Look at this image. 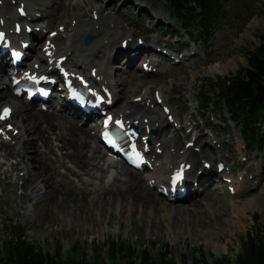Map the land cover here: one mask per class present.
<instances>
[{
  "label": "rangeland",
  "instance_id": "374dc122",
  "mask_svg": "<svg viewBox=\"0 0 264 264\" xmlns=\"http://www.w3.org/2000/svg\"><path fill=\"white\" fill-rule=\"evenodd\" d=\"M65 2L67 5L70 4V6L74 4L83 5V0H65ZM128 2L137 5L136 0H128ZM118 5L119 3L116 2L112 7L116 9ZM154 5L159 9V13L156 12L158 18L160 20L166 18L165 4L158 0ZM86 10H88L87 16H89L90 7L86 8ZM144 11L148 14L152 13L150 10ZM223 12L225 13V19L215 27L209 48L205 49L203 58L195 66L192 76H183V74H186V69H175L181 75L175 83L177 84L175 88L181 89V92L184 91V87L191 80L193 84L198 85V88L202 86V92H205V94L208 92L207 96L215 97L211 80L216 76L222 75L214 74L217 72L211 71V66L227 64V76L234 74L240 68H245L246 50L252 51L259 43L257 36L260 34L264 35V0H227L224 3ZM118 15L122 17L121 20L138 22L135 17L133 19L134 15L132 14L120 11ZM150 15L156 17L155 15ZM170 23L171 26L177 27L176 21H171ZM170 28L168 27V29ZM225 49L229 51L230 55L222 59ZM121 67L125 71H123L120 78L126 82L125 85L127 83L131 86L134 85L133 88H130L131 90L129 89L125 93L123 100H126L127 97L134 95L138 91L139 83L145 80L140 79L137 74H133V71L126 70L123 65ZM116 79L118 80L119 78ZM147 81L162 86L168 84L165 79H160L159 81L156 77L147 79ZM200 81H203L201 85ZM119 90L123 91V87H119ZM197 93L196 86H194L191 96H196ZM213 102L216 106L217 116L221 119L228 117L226 111L221 109L220 104L216 100ZM180 104H184L183 98ZM232 133L236 136L237 129L235 127L220 131L221 142L223 144L228 143L229 134ZM23 140L29 141L30 138L24 137ZM232 143H234V140ZM54 145H57V142ZM228 147L233 153L232 145H228ZM56 150L57 148H55ZM56 152L59 155V151ZM216 155L219 156L215 154V157ZM29 174L31 178L33 173L29 172ZM99 183L100 181L97 182V184ZM27 188L31 189L30 186ZM206 192L210 194V197H207L206 194L204 197L198 198L194 203L160 205L157 200L149 209L140 203L133 205L129 218L127 215L123 217L114 215L113 211L117 213L119 207L117 210L114 207L103 212L97 206L92 212L85 207L78 211L80 201H76L75 204L77 205L74 206L70 200L64 202V207L61 203H52L49 214L45 216V203L41 202V196L32 199L39 204L30 213V217L24 216L22 213L15 214L14 209L19 208L20 204L18 200L8 203L2 202L0 210L2 212L6 210L4 216L13 218V221L17 222L18 228L14 230L12 225H8L6 220H3V227L0 229V239L5 241L13 230L16 232L24 230L27 241L39 247L44 253L54 254L56 245L60 244L63 249V257L70 254L74 256L81 255L80 250L74 251L72 249L73 246L80 249L83 248L88 255L93 256L94 247L92 245L95 244L98 247L97 242L106 239L132 242L133 248H138V250L149 248L153 255L162 252L166 244H169L171 254L176 257L177 264H180L179 256L183 254L188 257L187 264H191L189 256L195 254L198 250H203L206 254L212 251L215 253V257L226 254L232 256L239 251L238 240L243 238L245 233L260 229L264 236V192L261 193V200L257 198L259 206L248 209L245 214H240V219L231 214L235 203L229 200L221 187L212 185ZM28 194L29 191H27ZM250 196L252 198L255 197L254 194H250ZM10 197L11 193L9 192L7 199H10ZM25 199H27L26 196ZM235 201L238 202L235 206L241 207V201L239 199H235ZM26 203L32 205L28 201H24L22 205L25 207L28 205ZM138 205V208L146 211V217L135 219V208ZM162 207L167 211V215L169 214L168 219H162V212L158 210ZM171 208L176 209V211H171ZM255 216H258L257 221ZM232 221L238 222V225L230 229L227 224ZM118 224L120 226L119 229L117 228ZM210 225L215 227L211 228ZM171 233L174 240L171 238ZM91 240H94V242L91 245L92 247L88 248L87 244Z\"/></svg>",
  "mask_w": 264,
  "mask_h": 264
},
{
  "label": "bare ground",
  "instance_id": "6f19581e",
  "mask_svg": "<svg viewBox=\"0 0 264 264\" xmlns=\"http://www.w3.org/2000/svg\"><path fill=\"white\" fill-rule=\"evenodd\" d=\"M108 1L109 2L104 5L102 0H83L84 4L82 6L75 4L69 8L62 0H37L34 6L47 7L50 10V13L44 14V19L49 26H52L56 19L63 21L65 17L66 30L74 31L71 39L72 42H74L73 44L78 46V42H80L86 34H95L92 28L94 24H103V21L109 18L110 23L114 21L110 16H103L107 7H111L116 0ZM136 1L139 2V5L150 8L155 12L158 10L154 7V0ZM88 7L92 8V10H97L99 22L94 23L91 18L89 19L86 13L79 12ZM72 23L75 25L71 26ZM227 67L228 65L224 64L213 66L212 69L219 74H227ZM160 75L163 76L166 75V73H160ZM118 76L120 77V75ZM114 84L123 86L125 82L119 79V81L114 82ZM128 87L131 88V85ZM115 97L118 103L123 98L120 93L115 95ZM1 100L0 98V101ZM13 100L15 106L13 118L15 119V123L17 126L19 125V128L22 127L31 139L24 144L22 143L26 150L25 155L22 157L23 163L26 165L29 164L33 172L32 178L30 179L29 175H27L28 178L25 179V182L27 185L33 184L30 190V196L32 195L33 197L34 195L37 198L41 196V202L45 203V210L43 209L45 211V216L49 214L52 203L56 204L58 201L64 203L70 200L74 206L77 205L75 204L76 201H80L78 211L81 208L84 209V207L89 211H93L96 206L100 207L101 210L120 206L122 217L127 215L129 218L133 210V205L140 203L145 206V208L149 209L153 203L158 200V197L142 184L140 176L133 171L129 173L123 167H120V170L117 172V176L123 177V181L117 180L116 176L111 183H109V181H102L100 184H96L97 178L95 177V172L103 169V165L100 166L99 164L103 158L100 159L101 151L97 148L88 150V140L91 142L93 141L88 135V132L78 128L75 122L67 118L42 113L34 108L27 109L23 104L21 106V101H19V99L14 98ZM137 110L138 113H142L139 106H137ZM155 120L158 121V119ZM165 127L166 125L159 121V137H161ZM53 137L54 140L58 142L56 147L60 152L59 157H56L54 153L55 147L53 144ZM88 152H90V154H88ZM187 153L188 159L195 161L197 157L196 154L192 152L189 153V151ZM6 155L18 157V154L10 148L6 149ZM168 158H170V156L165 157V159ZM179 158L184 159L183 156ZM61 169L64 171H61ZM14 170H17V167H15ZM83 176H88L89 181L87 182ZM73 178H76L78 181L76 182ZM241 188L240 186L236 189L237 193L242 191ZM263 190L264 180L262 179L260 182H257L254 191L255 198L241 201V207L235 206L237 203L235 202L232 210L233 213L231 214H234L240 219V214H245V211L248 209L259 206L256 196ZM32 197H28L27 200L30 202ZM207 197H210V194H208ZM21 199L23 198H20V200ZM37 204L38 203H35V205ZM171 211L174 212L176 209L171 208ZM146 216L147 213L144 211L143 217ZM168 217L169 214L166 218L168 219ZM236 225H238V222L232 221L227 224V227L231 229ZM210 226L211 228L215 227L214 225Z\"/></svg>",
  "mask_w": 264,
  "mask_h": 264
},
{
  "label": "trees",
  "instance_id": "16d2710c",
  "mask_svg": "<svg viewBox=\"0 0 264 264\" xmlns=\"http://www.w3.org/2000/svg\"><path fill=\"white\" fill-rule=\"evenodd\" d=\"M165 1L174 16L182 19L188 25L198 24L206 37L211 35L212 26L220 17L222 0ZM260 39L258 55L249 54L247 68L219 84L228 105L232 106V109H239L241 113L250 112L251 116L264 112V36H261ZM254 237L246 236L242 244V251L236 258L235 264H264V238L258 234ZM120 249H125L130 253V249L123 248V246H120ZM9 251L10 264H87L85 261L78 263H74V260L61 261L59 256L44 258L40 254L33 253L32 247L26 245L24 241L17 244L10 242ZM113 252L114 250L111 251V253ZM164 258L162 256L160 264H175L173 260L165 261ZM152 260L153 258L147 253L141 256L142 264H152ZM96 261L93 264H100Z\"/></svg>",
  "mask_w": 264,
  "mask_h": 264
},
{
  "label": "snow or ice",
  "instance_id": "6c2138e0",
  "mask_svg": "<svg viewBox=\"0 0 264 264\" xmlns=\"http://www.w3.org/2000/svg\"><path fill=\"white\" fill-rule=\"evenodd\" d=\"M8 112H9L8 109H4V114H5V115H7ZM0 118H3V117H0ZM109 142H111V141H109Z\"/></svg>",
  "mask_w": 264,
  "mask_h": 264
}]
</instances>
